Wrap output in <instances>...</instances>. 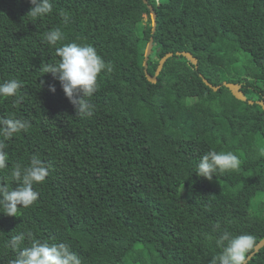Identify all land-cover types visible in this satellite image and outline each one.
<instances>
[{
  "label": "trees",
  "instance_id": "trees-1",
  "mask_svg": "<svg viewBox=\"0 0 264 264\" xmlns=\"http://www.w3.org/2000/svg\"><path fill=\"white\" fill-rule=\"evenodd\" d=\"M52 4L34 19L29 0H0V82L22 81L20 103L0 98V117L30 122L6 141L0 183L15 187L12 167L34 154L51 165L34 185L33 205L18 217L0 212V264L16 256L11 236L28 230L44 242L69 243L83 264H210L224 229L262 239L264 110L237 99L223 81L264 101V0H147L154 32L143 0ZM55 28L64 36L57 47L91 44L112 69L98 77L91 117L76 115L60 82L41 71L59 60L43 39ZM150 37V75L167 52L189 51L197 65L173 55L149 81ZM213 150L233 151L240 169L198 177L199 159ZM248 264H264V245Z\"/></svg>",
  "mask_w": 264,
  "mask_h": 264
},
{
  "label": "clouds",
  "instance_id": "clouds-1",
  "mask_svg": "<svg viewBox=\"0 0 264 264\" xmlns=\"http://www.w3.org/2000/svg\"><path fill=\"white\" fill-rule=\"evenodd\" d=\"M32 7L28 15L39 19L53 11L52 0H29ZM64 22L69 21V16H63ZM48 45L55 50L58 62L44 63L41 67L43 73H51L60 82L61 88L74 106L76 115L91 117L95 113V105L91 97L99 89L98 77L104 71L111 72V67L106 63L96 48L85 43H60L64 39L60 28L45 33L43 37ZM22 81L8 79L0 82V98L15 97L14 104L21 101L19 90ZM55 86L49 85V91L55 92ZM30 122L15 115L0 117V170L8 167L9 155L6 141L14 135L27 132ZM242 164L240 157L233 151H209L199 159L195 174L212 181L217 172L224 173L239 170ZM51 165L39 156L33 155L27 165L15 164L10 172L11 180L15 187L0 183V212L12 216H19V208L33 205L40 193L34 188L42 184L49 176ZM214 229L219 230L217 223ZM28 242L25 244V242ZM220 249L210 264H248L250 254L255 249L256 237L252 234L233 235L227 229L220 232L215 241ZM8 246L16 252L14 259L8 264H83L81 257L72 250L66 242H44L34 237L30 230L12 235Z\"/></svg>",
  "mask_w": 264,
  "mask_h": 264
},
{
  "label": "water",
  "instance_id": "water-1",
  "mask_svg": "<svg viewBox=\"0 0 264 264\" xmlns=\"http://www.w3.org/2000/svg\"><path fill=\"white\" fill-rule=\"evenodd\" d=\"M144 3L147 4V0H143ZM147 7L149 9V15H150V19H151V26H152V32H154L155 30V26H156V12L153 8V6L151 4H147ZM154 42H153V38L150 37L149 41L147 42L146 44V47H145V50H144V59H143V66H144V71H145V75L147 77V79L151 82H154L156 81V76L157 74L159 73V71L161 70L162 66H163V63L169 58V57H172L173 55H176V57H179V56H183L186 58L187 61L193 63L195 66L197 65V59L196 57L190 53L189 51H176L175 54L173 52H167L164 56H162L160 59H159V62H158V66H157V69L156 71L154 72L153 75H150L148 72H147V66H148V58H149V55L151 54L152 52V48L154 46ZM203 81L208 85L210 86L213 90H217L220 85L218 86H215V85H212V83H210L207 79L203 78ZM223 84L225 87H227L231 94L234 95L237 99L239 100H242V101H248V103L252 104L254 102L260 104L264 110V101L262 99H259V100H252V99H247L245 93L243 92V90L241 89V84L240 83H233V82H227V81H223ZM264 245V237L262 239H260L256 245H255V249L253 250V252L250 254V258L259 251V249L261 247H263ZM249 258V259H250Z\"/></svg>",
  "mask_w": 264,
  "mask_h": 264
},
{
  "label": "rangeland",
  "instance_id": "rangeland-1",
  "mask_svg": "<svg viewBox=\"0 0 264 264\" xmlns=\"http://www.w3.org/2000/svg\"><path fill=\"white\" fill-rule=\"evenodd\" d=\"M145 21H146V16H144V21H143V23H142V24H145Z\"/></svg>",
  "mask_w": 264,
  "mask_h": 264
}]
</instances>
